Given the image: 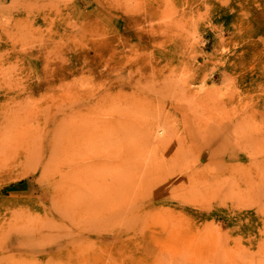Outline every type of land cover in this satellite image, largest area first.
I'll return each instance as SVG.
<instances>
[{
	"label": "rangeland",
	"instance_id": "obj_1",
	"mask_svg": "<svg viewBox=\"0 0 264 264\" xmlns=\"http://www.w3.org/2000/svg\"><path fill=\"white\" fill-rule=\"evenodd\" d=\"M0 264H264V0H0Z\"/></svg>",
	"mask_w": 264,
	"mask_h": 264
}]
</instances>
